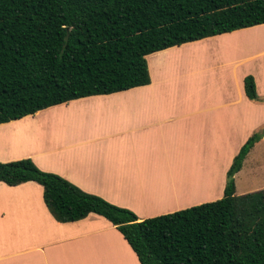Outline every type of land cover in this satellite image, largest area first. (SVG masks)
I'll list each match as a JSON object with an SVG mask.
<instances>
[{"label":"crops","instance_id":"0c3cea01","mask_svg":"<svg viewBox=\"0 0 264 264\" xmlns=\"http://www.w3.org/2000/svg\"><path fill=\"white\" fill-rule=\"evenodd\" d=\"M195 46L201 64L191 77L172 72L171 64L170 79L153 77L169 53L186 57ZM145 61L148 85L54 106L71 110L70 119L61 118V127L70 122L62 137L38 138L44 115L38 112L0 124V163L27 158L138 221L220 199L233 157L264 127V24L170 47ZM245 76L253 79L256 102L244 96ZM187 170L200 172L192 184L206 190L177 195L187 184L182 174L191 178ZM206 172L218 174L216 184ZM41 192L34 182L0 183V264H138L105 219L89 214L58 223Z\"/></svg>","mask_w":264,"mask_h":264},{"label":"trees","instance_id":"16d2710c","mask_svg":"<svg viewBox=\"0 0 264 264\" xmlns=\"http://www.w3.org/2000/svg\"><path fill=\"white\" fill-rule=\"evenodd\" d=\"M261 24L264 0H0V124L148 85L145 56ZM242 83L258 101L252 77ZM263 135L241 145L220 199L140 221L27 158L0 163V183L39 185L58 223L105 219L138 264H264V189L236 196L233 179Z\"/></svg>","mask_w":264,"mask_h":264},{"label":"rangeland","instance_id":"374dc122","mask_svg":"<svg viewBox=\"0 0 264 264\" xmlns=\"http://www.w3.org/2000/svg\"><path fill=\"white\" fill-rule=\"evenodd\" d=\"M198 47L195 46L194 48L189 49V53L186 57L182 56L181 52H178L176 53L175 56L173 55L174 58H170V53H169L167 56L163 58V61H162L163 68H161L160 70L154 69L155 72H154L153 77L155 78L158 76L159 73H161L165 79H170V64H171L172 72H176V71L182 72L181 76H184V75H187L186 74V71H187L189 76L191 77L194 68L201 64V60L199 57L200 51ZM179 60L183 63L182 65H180ZM148 62L151 63L152 60L148 59ZM197 62H198V65H197ZM181 80L183 81V78H181ZM183 85L184 87L188 86V82L186 81V79H184ZM51 109L38 112L39 114L37 113L38 115L44 114L43 116H38V118H40V121L38 122L37 126H38V129L41 131L38 130L35 134H38L39 139H46L48 141H51L50 139H55L56 137L59 138V136L60 137L64 136L66 133L65 128H67L68 131H70V122H69L70 117L69 116H72L71 110L65 111V110H60L56 107H54L52 110ZM66 116H68L69 118L67 119L68 126L63 124L61 127V123L62 121H64L61 118L66 117ZM261 131H264V127L260 128L256 132L259 133ZM263 136L261 137L263 138V140L259 139L258 141L255 142V144L252 146V149L249 150V152L247 153V156L245 157L244 161H242L240 170L235 174L236 176L235 175L233 176L234 194L236 196H241V194H243L245 190H249L246 192L258 191L259 189H257L256 186H262L261 188H264L263 187L264 186V137ZM189 172H190L189 170L186 171L187 175H191V178L186 177V175L184 176L182 172H180L182 176L184 177V182H187V184L182 185L183 187L179 189V192L177 194L178 196L185 192H188L190 194H195L197 193V191L206 190V187L204 188V186L201 187L199 185V186H195L194 188L192 184L195 178L201 177L200 172L198 170L192 172L191 174H189ZM206 174L208 175V178L210 177V179L213 181L212 183L216 184L215 182L218 177V174L216 172L215 173L206 172ZM212 175H214L215 177ZM248 212L254 213L255 211H248ZM241 215L242 213H239V216ZM247 218L249 217L247 216ZM256 219L257 218H253L254 222L248 219L249 223L248 225H245V230L247 229L250 230L251 228H248L247 226L253 225ZM245 223H246V220L244 219H241L239 221V225L244 226Z\"/></svg>","mask_w":264,"mask_h":264}]
</instances>
